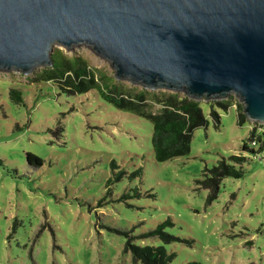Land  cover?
<instances>
[{"label": "rangeland", "instance_id": "1", "mask_svg": "<svg viewBox=\"0 0 264 264\" xmlns=\"http://www.w3.org/2000/svg\"><path fill=\"white\" fill-rule=\"evenodd\" d=\"M52 51L114 79L85 46ZM40 69L0 73V264H141L127 244L163 247L170 264H264V146L248 141L252 130L264 140V125L238 126L235 96L225 99L226 111L215 106L220 101L199 102L207 125L194 130L189 154L157 163L147 120L94 90L68 95L54 82H36ZM11 89L22 103L10 100ZM26 154L41 163L29 164ZM231 156L247 159L235 165L243 176L223 179L207 203L203 174Z\"/></svg>", "mask_w": 264, "mask_h": 264}, {"label": "water", "instance_id": "2", "mask_svg": "<svg viewBox=\"0 0 264 264\" xmlns=\"http://www.w3.org/2000/svg\"><path fill=\"white\" fill-rule=\"evenodd\" d=\"M85 46L114 80L195 102L232 94L264 125V0H0V73Z\"/></svg>", "mask_w": 264, "mask_h": 264}, {"label": "trees", "instance_id": "3", "mask_svg": "<svg viewBox=\"0 0 264 264\" xmlns=\"http://www.w3.org/2000/svg\"><path fill=\"white\" fill-rule=\"evenodd\" d=\"M51 61L52 65L50 67L39 70L35 78L36 82H54L63 93L68 95H78L94 90L102 101L115 109L147 120L151 125L150 145L153 159L157 163L187 156L194 130L207 125V120L201 113L199 103L184 96L179 94H156L144 89L137 90V88L127 90L113 78L99 77L96 71L87 68L78 58H69L59 51H52ZM8 96L16 104L22 103L21 94L17 90L11 89ZM214 104L223 111L232 106V103L228 100L214 102ZM151 105H158L159 109L152 112ZM235 111L236 123L238 126H242L246 122L242 114V106H238ZM209 116L213 120L214 126L218 128L220 118L212 105L210 106ZM254 133L255 130L249 132L248 141L255 140L263 147L262 135L254 138ZM241 150L253 155V160L254 155L258 153L253 149H249L244 143ZM260 150L261 148H259ZM246 160L244 157L231 156L228 161L224 159L218 161L211 169L206 170V173L203 174L204 180L200 183L204 189L209 191L207 203L216 198L219 184L223 179H240L243 176L242 170L236 169L235 165L240 166ZM26 161L29 164L41 163L38 158L31 154H26ZM135 175L140 176L141 171L137 170L132 174V177ZM160 237L164 242L167 240V237L163 235ZM126 247H130L129 251L132 259L141 264H170L173 258L172 255L166 254L163 247H136L128 244Z\"/></svg>", "mask_w": 264, "mask_h": 264}, {"label": "built area", "instance_id": "4", "mask_svg": "<svg viewBox=\"0 0 264 264\" xmlns=\"http://www.w3.org/2000/svg\"><path fill=\"white\" fill-rule=\"evenodd\" d=\"M255 144H256V143H255V140H253V141H252V145H255ZM261 152H263V151H261ZM259 155H260V154H259ZM259 155L255 154L253 158H254V159H260V158H259ZM252 156H253V155H252Z\"/></svg>", "mask_w": 264, "mask_h": 264}]
</instances>
